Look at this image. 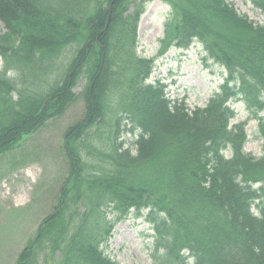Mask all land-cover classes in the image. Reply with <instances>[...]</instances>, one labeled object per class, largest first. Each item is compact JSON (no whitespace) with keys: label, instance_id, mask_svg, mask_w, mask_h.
Instances as JSON below:
<instances>
[{"label":"trees","instance_id":"trees-1","mask_svg":"<svg viewBox=\"0 0 264 264\" xmlns=\"http://www.w3.org/2000/svg\"><path fill=\"white\" fill-rule=\"evenodd\" d=\"M153 1L170 12L146 59L137 31ZM0 23V158L84 104L63 132L56 205L14 264H118L103 247L131 214L151 225L152 264H264V155L245 153L230 107L264 138V26L226 0H0ZM194 43L226 77L189 111L148 81L156 59ZM136 132L131 148L119 141Z\"/></svg>","mask_w":264,"mask_h":264},{"label":"rangeland","instance_id":"rangeland-1","mask_svg":"<svg viewBox=\"0 0 264 264\" xmlns=\"http://www.w3.org/2000/svg\"><path fill=\"white\" fill-rule=\"evenodd\" d=\"M226 1L238 14L255 25L264 26V15L254 7L252 0ZM169 12V7L160 1L146 5L137 31L139 56L146 59L156 56ZM0 29H3L1 23ZM205 59L206 54L198 43L192 44L188 50L172 48L156 59L148 82L159 80L165 84L167 96L183 101L189 111L203 108L226 77L222 67ZM83 84V80L78 82L76 94L81 92ZM230 107L235 112L231 125L246 122L245 153L254 157L263 156L264 138L258 134V121L253 113L241 102H231ZM83 113L84 104L80 100L60 118L48 122L29 137L19 150L0 158V264H14L25 243L34 236L39 223L53 211L60 181L67 173L62 151L63 132ZM259 116L263 117V113ZM137 135V132L135 135L122 133L119 141H124L125 147L131 148ZM224 155L230 157L229 152ZM253 212L257 215L256 208ZM152 236L151 225L144 216L131 214L115 225L103 247L104 254L118 264H152Z\"/></svg>","mask_w":264,"mask_h":264}]
</instances>
